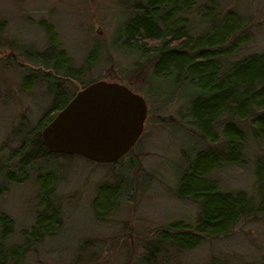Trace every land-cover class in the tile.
<instances>
[{"label": "rangeland", "instance_id": "374dc122", "mask_svg": "<svg viewBox=\"0 0 264 264\" xmlns=\"http://www.w3.org/2000/svg\"><path fill=\"white\" fill-rule=\"evenodd\" d=\"M218 1L223 9L234 8L250 22L251 40L236 56L264 50V0ZM125 11V0H0V165L52 98L64 100L90 81L129 85L150 112L133 149L115 162L43 155L30 165L24 181L5 182L0 213L11 219L13 229L1 241L4 249L21 242L19 231L31 225L45 204L38 187L44 181L35 182L34 174L50 170L54 177L50 203L58 209L55 230L27 249L19 264H133L141 243L155 228L170 220L192 222L196 217L193 202L171 194L179 168L199 148L188 132L190 124L181 116L186 88L171 89L170 83L154 79L148 62L118 45L115 38ZM190 18L194 30L203 26L195 16ZM42 20L51 26L56 49L70 59L71 67H82L78 77L55 74L49 64L33 63L26 55L30 50L39 55L48 48L47 36L38 25ZM48 72L49 77H42ZM31 73L42 76L24 87L23 75ZM246 145L244 165H226L215 172L221 189L253 193L251 159L259 144L247 138ZM14 162L8 158L10 167ZM124 175L129 180L127 190L103 220H95L90 201L96 187L115 183ZM164 251L158 264H264V215L241 219L228 235L203 239L192 249Z\"/></svg>", "mask_w": 264, "mask_h": 264}, {"label": "trees", "instance_id": "16d2710c", "mask_svg": "<svg viewBox=\"0 0 264 264\" xmlns=\"http://www.w3.org/2000/svg\"><path fill=\"white\" fill-rule=\"evenodd\" d=\"M125 9V20L115 38L118 45L148 62L154 79L170 83L171 89L186 88V105L181 116L190 124L188 132L199 145L179 168L171 191L176 199L197 206L196 217L192 222L170 220L155 228L141 243L133 263L158 264L165 248L189 250L203 239L228 235L241 219L264 215V50L236 56L251 40L250 22L234 8L223 9L218 0H125ZM190 15L203 23L200 29L191 27ZM38 25L49 45L39 55L30 50L26 55L31 62L49 64L55 74L78 77L82 67H71L70 59L56 49L51 26L43 20ZM91 62L92 59L85 63ZM41 76L23 75V86L31 85ZM49 76L48 72L42 77ZM69 98H52L36 123L24 131L18 147L10 152L8 158L14 159V165L10 167L8 158L0 165V196L7 190L5 182L24 181L38 157L53 155L41 144L39 130ZM149 113L147 109L146 118ZM247 138L259 144L251 159L253 193L223 190L214 174L223 166L246 163ZM129 162L135 165L133 159ZM51 176L50 170L34 174L35 182L44 181L38 187L45 204L36 212L31 225L19 231V244L1 247V241L11 234L13 227L11 219L0 213L1 264L7 260L19 264L27 249L55 230L58 209L50 203L54 179ZM128 182L124 175L122 180L112 184L102 182L96 187L90 201L95 220H103L112 210L127 190Z\"/></svg>", "mask_w": 264, "mask_h": 264}, {"label": "water", "instance_id": "95a60500", "mask_svg": "<svg viewBox=\"0 0 264 264\" xmlns=\"http://www.w3.org/2000/svg\"><path fill=\"white\" fill-rule=\"evenodd\" d=\"M146 112L143 97L129 85L96 79L70 96L41 127L39 138L50 153L112 163L137 140Z\"/></svg>", "mask_w": 264, "mask_h": 264}]
</instances>
